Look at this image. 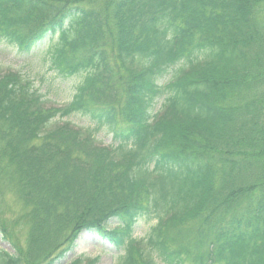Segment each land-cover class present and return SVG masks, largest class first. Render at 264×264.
I'll use <instances>...</instances> for the list:
<instances>
[{"label": "trees", "instance_id": "obj_1", "mask_svg": "<svg viewBox=\"0 0 264 264\" xmlns=\"http://www.w3.org/2000/svg\"><path fill=\"white\" fill-rule=\"evenodd\" d=\"M1 43L77 80L56 105L0 72V178L29 248L91 228L118 264H264V0H0ZM0 264L26 262L0 248Z\"/></svg>", "mask_w": 264, "mask_h": 264}, {"label": "rangeland", "instance_id": "obj_2", "mask_svg": "<svg viewBox=\"0 0 264 264\" xmlns=\"http://www.w3.org/2000/svg\"><path fill=\"white\" fill-rule=\"evenodd\" d=\"M40 55L30 56L24 59L13 47L0 44V72H19L24 76L34 79L36 87L45 93L50 104H67L75 92L76 79L70 78L62 80L55 78L52 72L41 68L39 62ZM123 88V84H121ZM123 92V91H122ZM74 123L83 126L89 125L86 118L73 115L69 117ZM97 138L104 145L111 140V134L106 130L97 134ZM13 169L7 168L0 178V248L10 252L21 254L25 258L26 264H118L119 255L124 251L111 244L105 236L96 229H85L80 232L73 242L74 236H69V230L56 229L38 241V246L29 248V209L25 206L16 184V178L12 177ZM157 219H140L134 228V237L142 240L147 237L152 226ZM118 222L110 220L109 228H114ZM69 229V227H68ZM34 240H36L34 238ZM37 244V241L35 242ZM73 243V244H72ZM52 249L46 252L48 247ZM72 248L69 250V248ZM68 248L65 256L57 258L54 256L59 251ZM46 252V253H45ZM66 252V251H65ZM35 253V254H34ZM53 259L52 263L50 260ZM95 261V262H93Z\"/></svg>", "mask_w": 264, "mask_h": 264}]
</instances>
